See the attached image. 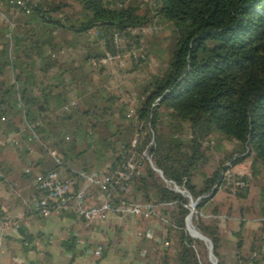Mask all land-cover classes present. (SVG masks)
<instances>
[{
	"label": "trees",
	"instance_id": "16d2710c",
	"mask_svg": "<svg viewBox=\"0 0 264 264\" xmlns=\"http://www.w3.org/2000/svg\"><path fill=\"white\" fill-rule=\"evenodd\" d=\"M72 1L79 6L73 13L66 11L67 0H24L27 12L2 0V14L18 18L15 27L3 21L0 32V126L9 127L16 117L23 135L14 140L26 144L16 150L25 152L30 142L47 156L54 150L58 162L48 156L50 163L40 173L77 177L76 190L82 184L77 170L114 169L129 156L139 160L141 170L122 201L159 206L149 218L120 216L144 227L150 218H160L162 209L168 231L175 232L174 245L168 237L161 241L165 247L154 254L160 259L156 264H203L197 242L184 228L189 201L160 182L141 156L146 150L164 178L185 187L193 199L200 197L197 229L211 240L218 264H225L220 223L204 220L203 212L219 190L242 200L249 191V185L244 192L220 188L225 163L233 167L250 160V175L260 182L264 226V0H155L153 16L172 24L174 46L164 69L140 80L138 93L126 91V98L110 93L94 74L101 75L110 62L126 72L145 64L148 57L137 52L139 36L132 31L149 25L153 16L142 12L137 0ZM117 52L126 59H106ZM25 124L33 125L37 139L27 141ZM216 134L237 148L208 174L200 170L208 160L204 144ZM212 212L218 215L216 208ZM244 223L241 219L239 230ZM16 230L26 247L31 236L18 224ZM233 233L239 249L241 233ZM138 237L153 239L144 228ZM72 244L62 242V247L69 250ZM237 256V264H264V251L255 243L250 258Z\"/></svg>",
	"mask_w": 264,
	"mask_h": 264
},
{
	"label": "crops",
	"instance_id": "0c3cea01",
	"mask_svg": "<svg viewBox=\"0 0 264 264\" xmlns=\"http://www.w3.org/2000/svg\"><path fill=\"white\" fill-rule=\"evenodd\" d=\"M11 18L8 20L0 11V32L3 21L15 27L17 14ZM10 123L9 127L0 126V264H148L149 256L143 248L148 241L138 237L143 228L150 232L148 224L141 227L136 222L128 223L125 216L110 214L107 222L88 225L70 213L40 218L29 210L37 191L35 177L46 169L50 159L36 142H30L25 152L4 145L23 135L16 117ZM16 224L32 238L26 247L14 228ZM114 229L121 233L113 235ZM69 240L73 248L66 250L62 242ZM98 246L104 250L95 256L93 250Z\"/></svg>",
	"mask_w": 264,
	"mask_h": 264
},
{
	"label": "rangeland",
	"instance_id": "374dc122",
	"mask_svg": "<svg viewBox=\"0 0 264 264\" xmlns=\"http://www.w3.org/2000/svg\"><path fill=\"white\" fill-rule=\"evenodd\" d=\"M154 1L155 0H137L140 6V10L142 12H147L150 16H153V14L155 13ZM67 2L71 4L70 7H67V12L73 13L79 8L78 4L73 2L72 0H67ZM132 33L139 36V43L141 48L137 52L142 51L141 53H146L148 57L145 64L141 65L139 69L126 72L120 71L114 62H110L106 65V69H104V72L101 73V75H99L98 73L94 74V78L96 81H98L99 84H104L106 87L105 89H107L110 93H114L115 95L122 98H126V91H132L134 94L138 93L137 87L141 85L140 80H142L143 78H147L152 74L160 73L164 69L175 41V34L173 32L172 24L159 19L158 16H153L149 25L142 28H137L133 30ZM122 46L124 45L122 44ZM99 48L103 51V44H101V47ZM130 52L131 51H126L125 53L127 54ZM135 79H137L139 82L134 83ZM204 148L208 156V160L200 167V170L211 174L219 164L225 161V158L229 156V154L236 150L237 147L235 142L225 140L216 134L212 136V141L209 144H204ZM148 156L150 157L149 154ZM146 161L150 166L153 163L152 160L151 163L147 159ZM77 164L79 165L80 162H78ZM227 164L228 163H225V165ZM250 165L251 162L249 159H247L238 163L231 171L235 174H248V176H250V180L248 183L249 191L246 197L242 200L235 197L234 195H229L224 191L219 190L213 203L209 208H206L207 212H203L204 220L211 221L212 219H217V222L220 223V232L221 236L223 237V244L220 249V253L225 264H237L238 252L242 258H250L252 243H255V245L257 246L259 245L260 250L264 251V226L262 225V223H260L263 218L259 213L260 204L258 199V185L260 184V182L259 180L252 178V176L250 175ZM157 175L160 178V182H162L166 187L170 188V186L165 183V180H163L158 173ZM193 179L195 181H198L200 179L199 174L197 173ZM176 186L184 189L182 185L176 184ZM191 198L193 199L192 196ZM193 201L196 200L193 199ZM215 208L218 210V215H215L212 212V210ZM164 214L165 213H163V210L159 209L157 215H159L158 217L160 218H150L147 222L153 239L151 241L145 242L143 248L146 250V253L149 256L148 259L150 260L151 264L160 262V259L156 257L157 254H154L158 251L161 254L162 250H164L163 248L165 246L163 244H160L161 241L168 237L169 245H171V247L174 245L175 232L168 231V215ZM241 219L246 223H244L239 230ZM126 220H128V223L135 222L133 219ZM196 222L197 214L195 208V213L193 212L192 214L190 225L194 229L199 231L197 229ZM184 228L186 233L190 236V233L188 232L189 229L187 230L186 225L184 226ZM233 231H240L241 233L240 235L242 239V245L239 249H237L238 238L232 236L234 234ZM120 233L121 231L119 230H113V235H119ZM190 237L197 242L196 247L199 251L202 263L206 264L208 262L209 264H212V262L209 260L208 249L204 240L195 239L192 236ZM168 253H172V248L168 249ZM216 263L218 264L217 258Z\"/></svg>",
	"mask_w": 264,
	"mask_h": 264
},
{
	"label": "built area",
	"instance_id": "2783aa9c",
	"mask_svg": "<svg viewBox=\"0 0 264 264\" xmlns=\"http://www.w3.org/2000/svg\"><path fill=\"white\" fill-rule=\"evenodd\" d=\"M5 2L27 12L24 0H5ZM115 41H117L116 37ZM131 54L135 55L134 52H130ZM114 57L126 59L125 54L119 52L110 53V55L108 53L106 59ZM104 61V58L100 60V62ZM132 113L133 110L131 109L128 116ZM25 127L29 130L27 141L37 139L33 125L25 124ZM136 141V138L132 140V146L136 144ZM7 144L14 149L26 147L25 143L14 139L7 140ZM149 144H152V141ZM47 154L55 162H58L54 150H48ZM141 156L151 163L146 150L142 152ZM227 166L228 168L223 173L224 181L220 188L228 189L231 192H235L237 189L243 192L246 191L250 176L248 174L232 173L231 171L235 166L232 167L229 163ZM140 170L141 162L134 160L132 156L126 158L114 169L77 170L78 178L82 180V184L77 190L75 189L78 183L77 177L61 176L55 170L38 173L35 177L37 191L30 200L29 210L40 218H46L51 213H72L88 225L104 223L108 220L110 214L149 218L158 208V204L154 202L126 204L122 201L123 194L128 190L132 179ZM171 182L176 186L175 182ZM94 190L97 192L95 195L93 194ZM2 222L3 220L0 218V225L3 224ZM14 228L16 229V225ZM102 249L101 246L96 247L93 254L100 256Z\"/></svg>",
	"mask_w": 264,
	"mask_h": 264
},
{
	"label": "bare ground",
	"instance_id": "6f19581e",
	"mask_svg": "<svg viewBox=\"0 0 264 264\" xmlns=\"http://www.w3.org/2000/svg\"><path fill=\"white\" fill-rule=\"evenodd\" d=\"M165 183H167L170 186V188L175 187L179 193L183 194L189 200L190 214H188L189 216H187L185 219L186 228H187V230L189 229L188 232L190 233V236L194 237L195 239H203L204 240V235H202L199 231H197L196 229H194L190 225V220H191L192 214H193V212L195 213L196 201H193V199L191 198V195H189L185 189L174 186V183L167 181V180H165Z\"/></svg>",
	"mask_w": 264,
	"mask_h": 264
},
{
	"label": "water",
	"instance_id": "95a60500",
	"mask_svg": "<svg viewBox=\"0 0 264 264\" xmlns=\"http://www.w3.org/2000/svg\"><path fill=\"white\" fill-rule=\"evenodd\" d=\"M151 167H152V169H153L156 173L159 174V176H160L163 180H167L166 178H164L162 171H161L159 168H157L153 163L151 164ZM169 181H172V180H169ZM173 182H174V181H173ZM175 184H176V183H175ZM168 188H169V187H168ZM169 189L172 190V191H176V192H178V190H177L176 188H169ZM184 189L187 191V193H188L189 195H191L185 187H184ZM182 195H183V194H182ZM183 196H184V195H183ZM191 196H192V195H191ZM199 199H200V197L197 198V199H195V200H196V205L198 204ZM185 219H186V217H185ZM185 219H184V222H185ZM185 225H186V223H185ZM204 242L206 243V246H207V249H208L209 260L212 262V264H217V263H216V258H215L214 254H213L212 242H211V240H210L206 235H204Z\"/></svg>",
	"mask_w": 264,
	"mask_h": 264
}]
</instances>
